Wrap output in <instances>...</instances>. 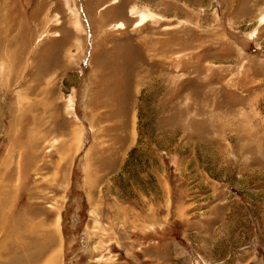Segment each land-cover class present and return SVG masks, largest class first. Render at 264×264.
Listing matches in <instances>:
<instances>
[{
    "label": "rangeland",
    "instance_id": "obj_1",
    "mask_svg": "<svg viewBox=\"0 0 264 264\" xmlns=\"http://www.w3.org/2000/svg\"><path fill=\"white\" fill-rule=\"evenodd\" d=\"M116 1L0 0V243L264 264V0Z\"/></svg>",
    "mask_w": 264,
    "mask_h": 264
},
{
    "label": "crops",
    "instance_id": "obj_2",
    "mask_svg": "<svg viewBox=\"0 0 264 264\" xmlns=\"http://www.w3.org/2000/svg\"><path fill=\"white\" fill-rule=\"evenodd\" d=\"M0 264H27L26 257L12 258L10 251L6 249L5 244L0 243ZM48 264H58V251L55 250L51 253L50 261Z\"/></svg>",
    "mask_w": 264,
    "mask_h": 264
},
{
    "label": "bare ground",
    "instance_id": "obj_3",
    "mask_svg": "<svg viewBox=\"0 0 264 264\" xmlns=\"http://www.w3.org/2000/svg\"><path fill=\"white\" fill-rule=\"evenodd\" d=\"M114 2H117L116 0H114ZM145 16V15H144ZM145 18V17H144ZM144 21H145V19H143L142 21H141V23L140 24H142V23H144ZM264 22V15L261 17V19H260V22ZM118 27H123V24H120Z\"/></svg>",
    "mask_w": 264,
    "mask_h": 264
}]
</instances>
